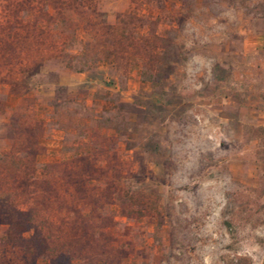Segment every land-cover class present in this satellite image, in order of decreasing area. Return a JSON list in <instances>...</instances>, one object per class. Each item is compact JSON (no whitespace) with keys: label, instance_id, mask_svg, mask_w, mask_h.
Wrapping results in <instances>:
<instances>
[{"label":"rangeland","instance_id":"1","mask_svg":"<svg viewBox=\"0 0 264 264\" xmlns=\"http://www.w3.org/2000/svg\"><path fill=\"white\" fill-rule=\"evenodd\" d=\"M240 31L264 0H0V264H264Z\"/></svg>","mask_w":264,"mask_h":264},{"label":"crops","instance_id":"2","mask_svg":"<svg viewBox=\"0 0 264 264\" xmlns=\"http://www.w3.org/2000/svg\"><path fill=\"white\" fill-rule=\"evenodd\" d=\"M236 77L223 80V130L264 150V44L260 32L240 31ZM235 111V112H234Z\"/></svg>","mask_w":264,"mask_h":264},{"label":"trees","instance_id":"3","mask_svg":"<svg viewBox=\"0 0 264 264\" xmlns=\"http://www.w3.org/2000/svg\"><path fill=\"white\" fill-rule=\"evenodd\" d=\"M102 254L101 251H85L83 253H80L79 251H71L70 253V258L73 260L75 258H79L81 255L86 257L87 259H96L99 258L100 255ZM67 264H72V261L70 263V261ZM75 264H81L80 262H77Z\"/></svg>","mask_w":264,"mask_h":264}]
</instances>
